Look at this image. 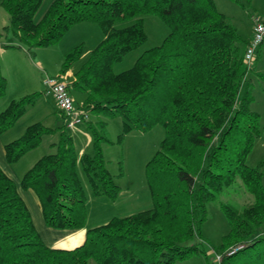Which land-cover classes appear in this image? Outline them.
Masks as SVG:
<instances>
[{
    "label": "trees",
    "instance_id": "1",
    "mask_svg": "<svg viewBox=\"0 0 264 264\" xmlns=\"http://www.w3.org/2000/svg\"><path fill=\"white\" fill-rule=\"evenodd\" d=\"M42 1H1L8 15L3 29L20 46L54 44L82 22L95 23L103 34L68 83L69 91L83 96L80 106L97 116L85 123L92 153L78 155L63 122L55 128L32 123L4 144L5 159L13 164L43 135L59 132L51 144L55 152L38 158L19 183L38 197L46 226H85L87 198L78 164L94 196L114 199L120 191L102 155V144L110 139L100 116L120 117L123 134L159 124L164 137L145 166L152 206L88 228L82 244L72 249L43 242L18 185L0 168V264H88L90 259L96 264H173L198 251V242H188L202 239L208 204L238 179L252 200L241 209L220 203L229 229L214 252L221 255L220 264H264V162L246 163L261 136V118L249 108V91L239 94L250 39L242 37L215 0H53L37 21ZM149 13L159 16L169 32L130 68L114 72V65L145 41L141 15ZM120 22L128 24L117 26ZM81 51L76 45L65 54L61 74L81 58ZM258 76L264 80V72ZM5 87L0 67V97ZM35 100L36 94L11 100L0 112V133Z\"/></svg>",
    "mask_w": 264,
    "mask_h": 264
},
{
    "label": "rangeland",
    "instance_id": "2",
    "mask_svg": "<svg viewBox=\"0 0 264 264\" xmlns=\"http://www.w3.org/2000/svg\"><path fill=\"white\" fill-rule=\"evenodd\" d=\"M52 1H42L35 14L36 20L42 17ZM215 3L218 10L230 19L245 40L250 39L252 21L264 19V0H215ZM0 7L8 23V15L2 8L1 2ZM141 17L143 18L146 39L139 47L125 54L114 65L113 71L116 73L130 68L143 51L160 45L169 32L168 26L159 16L149 13L141 15ZM126 24L128 22L116 23L117 26ZM4 26H1L2 29H0L2 35L0 41L3 46H12L5 47V53L1 54L0 67L6 79V87L4 95L0 97V112L7 107L11 100L20 99L28 94H36L35 102L28 104L23 115L11 127L0 133V142L6 144L21 136L26 127L32 123L42 122L50 128L61 125V119L58 117L57 110L55 111L56 105L53 98L43 94L42 82L46 77L60 75L65 54L76 45H81V58L72 64L69 71L61 74L70 82L72 71L80 66L88 53L102 39L103 34L95 23L82 22L73 25L54 44L27 49L24 45H19L10 31L5 32ZM263 72L264 41L255 50L251 68L246 71L239 91L240 96L246 90L249 91L252 97L249 108L260 114L263 131L247 157L246 163L248 166H255L260 160L264 162V80L258 76ZM70 94L74 104L81 105L83 96L73 91L72 88H70ZM87 111L89 120L95 121L96 114ZM103 117L100 116L106 122L110 142L102 144V155L106 162V168L120 191L114 199L107 196H94L85 173L81 166L77 165L86 193V222L90 227L102 225L112 217L128 216L152 206V196L147 183L145 166L157 151L164 137V129L159 124L145 132L130 131L123 134L120 117ZM80 126L69 131L74 138V147L76 151H80V148L85 147L83 148L84 152L92 153L91 142L85 143L86 138H88L87 134L90 135V133H87V130H81ZM58 133L56 131L55 133L43 135L39 145L24 154L12 166L19 170L20 168L26 169L42 155L55 152V148L51 144L58 141ZM120 135H122L121 140L118 139ZM1 162L4 163L2 160ZM262 171V182L264 184V166ZM251 200L239 179L233 185L224 189L215 202L208 204V218L201 229L202 239L195 237L188 242V244L198 242V251H192L186 258L176 260L173 264H211L214 260L213 247L221 243L222 236L229 229L228 221L220 207V203L231 204L241 209L251 203ZM38 214L41 217V213ZM38 214L32 210L35 221ZM88 264L96 263L90 259Z\"/></svg>",
    "mask_w": 264,
    "mask_h": 264
},
{
    "label": "crops",
    "instance_id": "3",
    "mask_svg": "<svg viewBox=\"0 0 264 264\" xmlns=\"http://www.w3.org/2000/svg\"><path fill=\"white\" fill-rule=\"evenodd\" d=\"M0 2H1V0H0ZM6 23H7L6 16H5V14H3V12H1V7H0V29H2L1 26L6 25ZM252 23H253V21H252ZM252 23H251V28H252ZM2 44L3 43L0 41V60H1V54L5 53L4 51H6V48L3 47ZM1 72H2V70H1ZM56 110L57 109H55V111ZM57 114H58V117L61 119V124H62V122H63L62 117L60 116L59 112ZM80 129L86 131L85 124L81 125ZM86 132L88 133V131H86ZM87 137L88 138H86L85 143L91 142V136L87 134ZM4 144L5 143L0 142V168L3 170V172L8 177H10L18 185V191H19L22 199L24 200L28 210L30 211L34 226H35L37 232L39 233L40 237L42 238L43 242L48 247L60 248V249H72V248L77 247L80 244H82V242L84 241V238H85L86 230L88 228H92V227H90L87 222L85 223V226L83 228H78V229H74V230L53 229V228L46 226V224L44 223L42 213H41L40 202H39V199L36 196V194L31 189L22 190L19 187V183H20V180H21L23 174L33 164L31 163L29 165V167L26 169L20 168V170H19V169L14 168L12 166V164L7 163V161L5 159ZM83 148H85V147H82L79 149L80 151H77L78 155H81L82 153H84ZM1 160L4 161V163L1 162ZM32 210H34L37 214L41 213V217L38 214V218L36 219V221L33 218ZM106 222L107 221H105L104 223H106ZM94 226H98V225H94Z\"/></svg>",
    "mask_w": 264,
    "mask_h": 264
},
{
    "label": "built area",
    "instance_id": "4",
    "mask_svg": "<svg viewBox=\"0 0 264 264\" xmlns=\"http://www.w3.org/2000/svg\"><path fill=\"white\" fill-rule=\"evenodd\" d=\"M264 40V19L253 20L249 43L244 52V62L248 68L251 67L255 50ZM68 81L64 75L46 77L43 84V94L53 98L56 109L62 117L65 127L71 131L89 121L87 109L75 105L70 94ZM231 249L228 254L236 251ZM214 252V251H213ZM221 255L214 252V260L211 264H220Z\"/></svg>",
    "mask_w": 264,
    "mask_h": 264
}]
</instances>
